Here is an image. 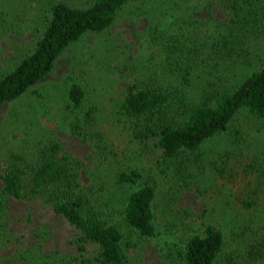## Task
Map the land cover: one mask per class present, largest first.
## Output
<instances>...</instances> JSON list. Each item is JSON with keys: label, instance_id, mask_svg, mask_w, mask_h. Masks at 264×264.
<instances>
[{"label": "trees", "instance_id": "16d2710c", "mask_svg": "<svg viewBox=\"0 0 264 264\" xmlns=\"http://www.w3.org/2000/svg\"><path fill=\"white\" fill-rule=\"evenodd\" d=\"M128 1L90 0L82 6L62 0L51 2L42 29L36 30L33 48L0 76V105L29 92L51 72L71 43L88 32L108 29ZM217 3L225 16L210 25L211 33L203 41H189L178 34L179 38L171 26H156L149 32L152 46L161 48L160 72L129 82L119 105L132 137L146 144L154 141L160 149L158 167L173 164L179 176L184 175L187 165H200L203 159L207 162L199 152L207 140L231 128L236 140L242 138V129L232 126L239 113H247L264 133V0ZM198 70L202 72L196 78ZM190 85L198 89V95L190 93ZM64 107L70 117L68 131L91 144L97 169L115 163L116 158L112 160L111 156H117L118 151L99 139L102 132L97 127V110L85 105L80 82L72 81L67 86ZM222 164L213 163L212 170L224 177L228 163ZM81 165L82 161L64 149L52 130L24 132L22 137L12 130H0V236L4 235L9 200L33 198L48 203L75 229L71 242L81 255L79 264H128L127 250L137 245L139 238L159 241L165 234L164 226L171 230L168 216L163 227L157 220L159 189L153 172L145 174L136 165L123 164L112 171L107 169L104 176L88 172L93 178L84 184L80 180ZM240 167L237 170L243 173H256L252 188L241 199L251 208L260 192L264 201V164L245 160ZM261 215L262 221L251 227L254 237L249 247L242 253H229L228 264L264 263V211ZM184 228L180 234L170 235L175 236L171 242L165 239L162 245L157 244L159 248L169 245L175 253V264L223 262L222 228L211 222ZM88 243L97 247L94 257L84 256ZM238 256L241 261L236 260ZM0 262L77 264L71 257L37 255L33 249L18 250Z\"/></svg>", "mask_w": 264, "mask_h": 264}, {"label": "rangeland", "instance_id": "374dc122", "mask_svg": "<svg viewBox=\"0 0 264 264\" xmlns=\"http://www.w3.org/2000/svg\"><path fill=\"white\" fill-rule=\"evenodd\" d=\"M54 1L0 0V76L33 48L36 30L42 29L46 9ZM62 1L77 6L90 2ZM223 16L217 0H130L117 12L108 29L88 32L71 43L59 55L51 72L29 92L0 105L1 132L12 130L22 137L24 132L52 130L64 149L82 161L80 180L84 184L93 178L88 172L104 176L123 164L136 165L145 174L153 172L159 189L157 220L163 227L168 216L171 230L164 226L165 234L159 241L139 238L137 245L127 250L128 264H175V253L169 245L159 248L157 244L162 245L165 239L171 242L175 236L170 235L180 234L184 226L206 222L224 230L223 262L218 263L228 264L229 253L236 254L238 250L242 253L249 247L254 237L251 227L262 221V192L256 195L258 202L251 208L245 207L241 200L252 188L256 174L238 171L241 162L264 164V133L247 113H239L232 122L234 128L242 129V138L236 140L231 128L207 140L199 151L207 162L203 159L200 165H187L184 175L179 176L173 164L158 167L160 149L154 141L146 144L134 139L126 129L127 118L119 112L129 82L160 72L161 48L152 46L149 32L156 26H166L164 29L171 26L172 32L184 39L200 42L210 35V25ZM200 72L196 71L194 76L197 78ZM72 81L83 85L85 105L96 108L97 127L102 132L99 139L118 151L117 156H111L112 160L116 158L115 163H105L97 169L91 144L68 131L70 117L64 106L67 86ZM188 89L192 95L198 91L191 85ZM222 162L228 163V174L224 177L212 170L213 163L221 166ZM8 204L3 219L4 235L0 236V260L18 250L33 249L37 255L58 253L59 259L68 256L80 263L81 255L71 242L75 229L55 214L48 203L33 198L10 199ZM96 250V245L88 243L84 256L94 257ZM236 260L241 261V256Z\"/></svg>", "mask_w": 264, "mask_h": 264}]
</instances>
